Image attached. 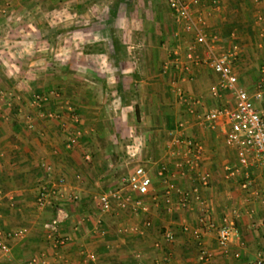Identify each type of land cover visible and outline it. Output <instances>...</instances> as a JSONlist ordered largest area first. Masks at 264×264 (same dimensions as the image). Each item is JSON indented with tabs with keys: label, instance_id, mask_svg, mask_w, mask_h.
I'll return each instance as SVG.
<instances>
[{
	"label": "crops",
	"instance_id": "crops-1",
	"mask_svg": "<svg viewBox=\"0 0 264 264\" xmlns=\"http://www.w3.org/2000/svg\"><path fill=\"white\" fill-rule=\"evenodd\" d=\"M4 1L0 0V6ZM8 1L7 14L0 13V229L8 234L9 252L0 264H30L33 257L45 258L46 264H82L89 252L97 258L85 264H255L257 254L264 252V170L257 163L247 173L235 170L236 153L224 142L227 126L220 122L211 130L201 120L206 109L233 106L235 97L230 91L211 94L210 87L220 76L204 63V45L196 44L193 57L186 56L194 34L175 21L168 4L165 2L164 8L158 0H133L127 14L133 13L138 20L137 31L123 28V40L115 44L112 32L90 27L91 35L105 34V42L91 45H103L106 58L92 53L90 63L68 64L75 67L73 78L67 81L59 76L56 82L61 92L66 86L72 87L66 96L74 100L84 116L82 123L92 132L91 136L82 135L78 145L69 146L67 136L72 126L56 100L48 103L44 112L11 107L8 99L19 104L16 99H23L34 86L43 91L52 87L47 57L55 47L51 34L58 37L64 31L51 25L49 34L48 27L37 24L38 18L49 21L47 5L53 4L59 18L65 15L64 5L73 2V15L81 18L83 3L92 2L93 8L97 0ZM35 4L41 7L39 11H33ZM201 10L208 11L204 31L209 41L215 35L214 49L237 51L233 70L239 85L253 97L257 81L264 75V0H218L217 7L206 5ZM22 16L29 30L25 25L24 31L16 26ZM130 33L138 35L137 43L124 40ZM134 47L138 56L130 59L128 52ZM76 65L88 66L91 76L98 80L115 83L109 90L107 106L119 101L116 107L121 110V130L132 135L120 154L114 152L118 142L123 144L114 133L117 128L97 118L100 105L96 98L102 93L80 80L82 70ZM103 65H108L106 73L98 69ZM127 92L133 95L130 103L123 100ZM253 102L264 112V92L259 98L253 97ZM87 113L90 122L85 120ZM131 116L135 124L129 120ZM181 121L183 127L178 125ZM174 136L191 138L201 145L197 169L208 174V184L200 186L204 206L191 193L187 206L180 207L176 203L178 193L172 190L170 210L166 207L165 185L157 168L163 163L173 168L168 147ZM87 152L91 158L85 161ZM139 164L152 178V189L145 196L130 192L122 181ZM61 178L64 180L59 182ZM176 182L181 189L198 184L191 177ZM42 185L48 190L58 188L62 197H49L45 207H38L36 198ZM114 190L128 194L129 205L119 208L113 203L110 212H101L97 195ZM136 198L142 199V206L134 205ZM54 201L68 212L59 224L58 236L66 238L59 245L47 236L44 226L56 213ZM202 207L211 219L219 221L228 215L238 227L239 238L226 253L218 246L215 231L200 227ZM183 225L188 230L182 231ZM194 229H201V244L193 236ZM166 230L173 232V239H164ZM202 249L211 253L206 260L201 258Z\"/></svg>",
	"mask_w": 264,
	"mask_h": 264
},
{
	"label": "built area",
	"instance_id": "built-area-1",
	"mask_svg": "<svg viewBox=\"0 0 264 264\" xmlns=\"http://www.w3.org/2000/svg\"><path fill=\"white\" fill-rule=\"evenodd\" d=\"M168 7L174 14L175 21L181 25L182 29L194 34V39L187 45L188 58H192V51L196 44L204 45L206 49V57L204 63L212 70L219 74L220 79L217 84L210 87V92L214 96H218L224 91H230L235 97L234 105L231 107L209 108L200 115L204 125L211 130H215L220 122H223L227 128L224 132V142L230 149L234 150L237 156L238 166L235 170L242 169L247 173L253 163L260 165L264 170V112L257 110L254 106L253 97L259 98L264 92V75L257 81L256 90L253 97L248 90L238 83V75L233 70L232 64L237 55L234 49L216 51L214 49L215 35L209 41L204 31L206 25L205 15L211 8L208 7L201 10V7L206 5L217 7L218 0H166ZM2 12L5 9H1ZM167 65L164 66V70ZM54 92L48 93H33L32 101L38 105H45ZM192 112V109L189 110ZM50 115V114H49ZM77 121V116H73ZM179 127L184 126V122L178 123ZM81 131L77 130L68 137V145H76ZM182 145V148H181ZM180 147V148H179ZM169 153L172 158L173 168L167 167L163 163L157 168V175L164 183V201L167 209L170 210L172 199L171 191L175 190L178 193L177 205L186 207L188 204V196L192 193L194 199L204 206V200L200 195V186L208 184V174L197 169L201 157V145L191 138H181L174 136L169 145ZM86 160L90 159L89 153L84 155ZM47 169L49 165H45ZM193 173V174H192ZM192 178L198 181V184H193L189 189H181L177 180L179 178ZM64 179H59L62 182ZM126 188L140 196H145L152 189V178L148 170L143 165H137L134 169L122 179ZM49 197L59 200L62 197L59 189L52 186L49 190L45 185L40 186L36 204L38 207H45L49 203ZM99 209L101 212H110L113 208V203L119 208H125L130 203V196L124 194L121 190L110 192H102L96 197ZM142 199L136 198L134 205L142 206ZM203 208V215L200 218V227L206 230H214L218 246L223 252H227L231 243L239 238V229L236 226L232 217L223 215L219 221L211 219L206 208ZM68 216L67 210L60 204L56 205V213L54 217L45 222L44 226L47 229V236L52 237L56 245L63 244L65 237L58 236L59 224ZM150 223L147 221L145 225ZM182 231L188 230V226L183 225ZM8 234L0 229V261L9 252V245L6 241ZM193 236L198 244H201L200 236L201 229H194ZM165 240L173 239V232L166 230L163 233ZM237 256L238 254L235 253ZM211 256L209 251L201 250V258L206 260ZM97 258L94 252L87 253L82 264L87 261H95ZM30 264H46L45 258L37 259L33 257L29 261ZM255 264H264V252H259L255 258Z\"/></svg>",
	"mask_w": 264,
	"mask_h": 264
},
{
	"label": "rangeland",
	"instance_id": "rangeland-1",
	"mask_svg": "<svg viewBox=\"0 0 264 264\" xmlns=\"http://www.w3.org/2000/svg\"><path fill=\"white\" fill-rule=\"evenodd\" d=\"M163 7L165 8V2L166 0H158ZM92 3V2H91ZM90 2H84L83 4L85 6L82 7V14L83 16L81 18H77L73 15L74 12V4L73 2H68L64 5L65 8V15L63 17L57 18V13L55 10V7H53L52 3L51 5H47V8L50 10L51 15L49 16V21L47 22L45 18H38L36 19L37 24L41 27H48L50 33L52 32V28L50 27L53 25V29H57V26H59V29H62L64 32L60 33L58 37H56V34H51V38L54 40V48L50 51H48V59L51 62L48 67L51 69L49 70V76H52V81L54 80L53 84L51 83L50 87L47 91L46 90H38L39 87H33V90H29L27 94L24 95L23 99L17 98L16 100H19V104H13V100L9 101L12 102L9 104L11 107L14 106H21V109H43L44 112H46L45 108L50 106L49 104L51 101L56 100V104L60 107L61 110L65 112L66 115V121L68 124H71V129L68 133L67 139L69 135H71L73 132L80 130L81 135L78 138V142L76 145L79 144L81 140L82 135L91 136L92 132L90 131V126L82 123V119L84 116L81 115L80 111L77 110L76 105L74 103V100L71 98H68L66 94H69V90L72 89V87L66 86V91L61 92L57 88V77L64 76L63 79L70 81L68 78L72 79L73 74L75 71V67L72 66V68L68 67V64L73 65V63L76 62H87L91 59H94L91 54L92 53H98L102 54L98 56V58L102 57L103 59L106 58V50L100 44L102 42L106 41L105 34H90V27H102L105 30H108L109 32H112L113 40H116L117 42L123 40L122 39V30L125 27H132L133 31H137L136 26H138V20L133 16V13L130 14V16L127 14L128 9L133 8L132 3L133 0H122V1H115L112 0H97L95 5H93L91 8ZM167 3V2H166ZM9 1H4L2 6H0V13L1 15L7 14L9 8ZM5 9L4 12L1 11V9ZM41 8V7H40ZM40 8L37 4L34 5L33 11H39ZM93 11V16H91V12ZM26 19L22 16L21 22L19 21L16 26L20 27V29H23L24 31V25L25 27H28L27 29H30V26H26ZM35 25V22L33 23ZM49 25V26H48ZM56 26V27H55ZM31 35V34H30ZM128 37V38H127ZM126 42L137 43L138 41V35L136 33H130L129 36L126 35L125 39ZM56 42H58L56 46ZM91 43H100L96 44L95 46H92ZM57 48V49H56ZM41 52H39L40 54ZM128 57L130 59H135L138 55V48H131L128 52ZM168 54V52L166 51ZM95 55V54H94ZM133 65V64H132ZM77 68H80L82 70V79L86 84H92L94 87H98L99 92L102 93V97H97L96 99H99L98 106L99 112L97 115V118L100 120H104V123L106 125H113L116 127L114 130L115 135L117 136L119 141H122L123 144H120L119 142L115 146V153L120 154L121 151L126 149L124 143L128 141V139L132 138V135L124 134L121 128L123 127L120 121V108H117L116 105L119 101L114 102V104H110V107L107 106V102L110 101L109 94H110V88L111 85H115V83L112 82H105L98 80L94 77V75L91 76V72H89L88 66L83 65H76ZM76 68V69H77ZM108 68V65H103L101 67H98L99 70L106 73V70ZM42 70V68H39V71ZM131 70V69H130ZM167 70V69H166ZM54 74V76H53ZM62 80V79H61ZM51 81V82H52ZM63 81V80H62ZM73 81V80H71ZM57 82V83H56ZM74 82V81H73ZM72 82V83H73ZM70 82H65V84H69ZM97 85V86H96ZM83 89V88H82ZM87 91H92L91 88L86 87ZM50 91H53L54 95L49 98L47 103L45 105L38 106L32 101V94L33 93H48ZM133 95H131L129 92H127V95L124 97L125 103H130V98H132ZM109 99V101H108ZM89 100V99H88ZM7 101V102H8ZM49 103V104H48ZM89 104V102H87ZM94 103L92 102L91 105ZM25 106V107H24ZM114 108V109H113ZM114 110L115 112H112ZM18 111V110H17ZM131 112H133V109H130ZM127 113V112H126ZM77 116V121L74 120L73 116ZM88 113L85 115V120L87 122L92 121L89 117ZM130 117V116H129ZM133 118V119H132ZM132 124H135V119L133 116H131V119H129ZM68 126V125H67ZM103 129V128H101ZM103 137V136H102ZM68 142V141H67ZM90 153V152H87ZM91 158V153H90ZM85 160V158H84ZM88 161V160H85ZM56 205H58V201ZM118 210H116L114 213H117ZM89 213V212H88ZM121 215V214H119ZM121 219L123 218L122 215L119 216ZM127 219L126 217L123 218V220Z\"/></svg>",
	"mask_w": 264,
	"mask_h": 264
},
{
	"label": "trees",
	"instance_id": "trees-1",
	"mask_svg": "<svg viewBox=\"0 0 264 264\" xmlns=\"http://www.w3.org/2000/svg\"><path fill=\"white\" fill-rule=\"evenodd\" d=\"M118 1H119V0H118ZM120 1H122V0H120ZM114 42L116 43V40H115V41H113V43H114ZM115 43H114V44H115Z\"/></svg>",
	"mask_w": 264,
	"mask_h": 264
}]
</instances>
